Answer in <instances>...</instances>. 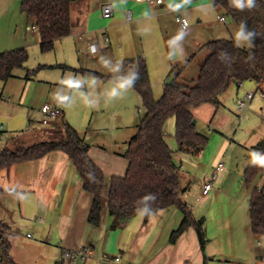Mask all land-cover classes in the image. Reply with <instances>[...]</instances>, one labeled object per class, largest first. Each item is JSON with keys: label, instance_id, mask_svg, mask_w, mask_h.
Segmentation results:
<instances>
[{"label": "crops", "instance_id": "obj_1", "mask_svg": "<svg viewBox=\"0 0 264 264\" xmlns=\"http://www.w3.org/2000/svg\"><path fill=\"white\" fill-rule=\"evenodd\" d=\"M21 1L0 0V52L19 48L29 52L23 67L14 69L9 79H0V148L28 146L54 135L61 138L71 125L85 142L90 139L88 153L108 180L126 175L125 153L143 114L140 94L121 81L123 64L144 57L153 87L166 85L175 79L176 68L185 67L197 53L202 63L208 54L203 48L206 42L227 38V29L241 30L229 17L220 20L222 9L213 0H73L70 33L44 52L35 21L21 10ZM107 3L113 7L109 17L103 14ZM178 16L189 20L187 28ZM228 20L232 23L226 25ZM173 29L179 36L171 34ZM92 41L98 43L95 53L89 47ZM32 54L37 57L35 66L28 63ZM263 91L264 82L246 80L218 97L217 104L225 103L230 111L229 100L247 104L244 120L248 123L241 128V122L237 129L245 130L240 162L231 163L234 145L226 133L234 119L222 126L211 123L210 135L200 131L209 140L198 154L180 151L178 141L176 146L169 142V136L176 138L175 117L171 133L167 127L172 116L164 124L182 187L190 173L200 178L181 198L196 219H204L205 250L194 227L171 242L172 232L184 219L175 205L148 215L141 211L113 229L114 217L105 204L101 223L91 224L93 195L84 189L70 156L58 149L0 171V187L7 191L0 192V223L10 232L9 258L0 256V264H55L65 250L85 248L92 253L71 263L258 264L264 254V236L252 231L249 200L253 187L264 183V173L256 177V185L255 179L254 186H248L244 172L252 147L264 140ZM249 93L253 94L250 99ZM44 103L61 109L62 114L44 123ZM198 123L197 118L199 131ZM219 162L224 167L211 191L202 195L205 181ZM186 166L191 172L181 176Z\"/></svg>", "mask_w": 264, "mask_h": 264}, {"label": "trees", "instance_id": "obj_2", "mask_svg": "<svg viewBox=\"0 0 264 264\" xmlns=\"http://www.w3.org/2000/svg\"><path fill=\"white\" fill-rule=\"evenodd\" d=\"M73 0H22L21 10L31 16L40 35V48L46 52L54 48L58 38L66 36L72 28L71 4ZM213 0L216 6L237 25L246 30L253 42L250 47L239 45L234 39H213L203 45L208 51L200 64V72L192 84L178 81L180 75L165 85L160 98L153 93L148 64L144 57L127 60L122 67L121 81L140 94L146 109L141 116L137 132L129 141L125 156L129 167L125 176L106 179L104 171L92 160L88 145L71 125L63 137L43 140L28 146L0 148V171L17 162L37 159L50 151L63 150L76 166L85 190L93 195L88 221L98 225L102 221L105 204L114 217L111 227H123L134 215L143 211L150 214L161 208L177 206L184 213L181 225L172 232L171 242L189 227L197 231L201 248L205 250L207 237L204 219H196L189 205L181 198L179 167L173 159V150L165 140L164 124L174 116L179 150L200 153L208 143V136L193 124V108L215 99L233 84L246 80L264 82V0ZM29 59L27 48L0 52V79L13 76L16 68ZM128 85V84H127ZM264 158V140L252 147L244 177L252 186L256 177L264 173V166L253 159ZM0 192H7L0 187ZM252 231L264 236V183L254 186L249 200ZM7 226L0 223V256L8 260L9 236ZM264 257V254H263Z\"/></svg>", "mask_w": 264, "mask_h": 264}, {"label": "rangeland", "instance_id": "obj_3", "mask_svg": "<svg viewBox=\"0 0 264 264\" xmlns=\"http://www.w3.org/2000/svg\"><path fill=\"white\" fill-rule=\"evenodd\" d=\"M220 14H224L223 9H222ZM226 17H228V16L226 15ZM229 23H232L231 20H228L227 23H225V24L228 25ZM171 34L173 36L174 35L175 36H179L175 29H173L171 31ZM227 34L228 35H227L226 39H234V38H236L238 40V42H239L238 44L241 45V46L250 47V46L253 45V42H252V40H251V38L249 36V33L246 30H244L243 28H241V30H236L235 32H232L231 29L230 30L227 29ZM246 40H247V42L250 41L249 42L250 45H245ZM204 52L208 53V51L206 49H204ZM49 53H52V52H49ZM47 55H53V54H47ZM200 57H201V53H199V54L197 53L192 58V60L189 61V63L185 67L183 66V67H177L176 68V70H175L176 73L181 71L180 75L178 77V81L192 84L193 80L198 78L199 72H200ZM30 61H31V64H34V66H35L36 62H37V57L33 56V54H32V57H31V59L29 60L28 63H30ZM87 78H89V77H87ZM96 79H98L97 75H95V77H94L95 81H96ZM152 88H153L154 96L158 99V98H160L162 96V94L164 92V89H165V85H161V84L157 85L156 84L154 87L152 85ZM139 99H140L139 108H140V110H143L142 113L144 114L146 109L143 106V102H142L141 96H139ZM229 103H230L229 106L231 108V111L228 110V108L224 106L225 103L217 104V102L216 103L215 102H206V104H203L201 106L193 108V113L197 116V117H195V119L196 120H197V118L199 119V123L197 125L199 131H202V132L207 133L209 135L211 133L210 132L211 129L209 127L211 123L214 124V125L222 126V125H224V122L228 121L230 118L234 119L233 125L226 132L229 140L234 145V150L230 154L231 163H233V162H236V161L240 162V159L243 158L240 155H242V153L245 150V147L241 145L243 143V141H242L243 137L242 136H244L243 134H244L245 130H242L241 128H244L245 125L248 123L247 120H244V118H245V115H247V113L249 111H248V107H246V108L241 110L240 107H239V103L237 102L236 98L232 99V100H229ZM248 104H249V102H248ZM226 106H228V105L226 104ZM118 110H119V108H118ZM120 110H123V109H120ZM241 117H243V118H241ZM206 119L209 120L208 123H205ZM211 119H212V122L210 121ZM169 121H171V122H169V124H168L167 128H169V129H167V132L171 133V131H172L171 128L173 127V121H175L174 120V116H172V118ZM241 122H242V126L237 131L238 127L241 125ZM212 124H211V126H214ZM231 129H232V131H231ZM235 133H236V136H235ZM48 139L49 140L50 139L57 140V139H60V137L57 136V135H54L52 137H49ZM43 140H47V139H43ZM168 140H169V142L171 144H173L172 146H176L177 145V140H176L175 137L171 138L169 136ZM246 145H248V144H246ZM14 148H17V147H14ZM174 148H177V147H174ZM191 155H193V154H191ZM186 171H190L191 172V170H189V166H186L185 169L180 171L181 176H184ZM190 174L187 177V179H184L183 190L181 192V196L186 191L189 190V185H191V188H192V186L194 184H198V182L200 181L199 180L200 178L195 179V175L193 176L192 173H190ZM198 177H199V175H198ZM257 181H258V179H256L254 185L257 184L256 183ZM258 264H264V257L259 261Z\"/></svg>", "mask_w": 264, "mask_h": 264}, {"label": "built area", "instance_id": "obj_4", "mask_svg": "<svg viewBox=\"0 0 264 264\" xmlns=\"http://www.w3.org/2000/svg\"><path fill=\"white\" fill-rule=\"evenodd\" d=\"M139 1H144V2H165L166 0H139ZM103 14L105 17H109L113 14V7L111 4L107 3L103 6ZM180 23L184 28H187L189 26V20L185 17L178 16L177 17ZM220 20L225 21L227 19L225 14H222L219 16ZM107 38V37H106ZM108 39V38H107ZM90 49L93 53H95L98 49V43L96 41H92L90 43ZM264 94V91H263ZM252 93H249L247 97L250 99L252 98ZM239 107L240 109L246 108V102L244 100H238ZM41 111L44 115V123H47L50 119L58 117L60 114H62V110L56 107H52L49 103H44L41 106ZM224 167V162H219L217 166L215 167V170L213 173L207 178V180L204 183L203 189H202V195H207L212 187L215 179L218 176V172ZM92 253V250L90 248H85V249H80L77 251H72V250H65L63 253V259L56 262L55 264H64L65 261H69V264H74L71 263L77 259H84L87 258L90 254ZM119 260V257L117 258ZM130 264H135V263H130Z\"/></svg>", "mask_w": 264, "mask_h": 264}, {"label": "clouds", "instance_id": "obj_5", "mask_svg": "<svg viewBox=\"0 0 264 264\" xmlns=\"http://www.w3.org/2000/svg\"><path fill=\"white\" fill-rule=\"evenodd\" d=\"M236 3H237V7H242L243 6V5L240 4L239 0H236ZM247 3H248L249 6H251V0H247ZM125 84L130 85L131 84V81H125ZM123 86L124 85H122V87ZM253 159L255 160V163L257 165L264 166V158L256 159L255 157H253Z\"/></svg>", "mask_w": 264, "mask_h": 264}, {"label": "water", "instance_id": "obj_6", "mask_svg": "<svg viewBox=\"0 0 264 264\" xmlns=\"http://www.w3.org/2000/svg\"><path fill=\"white\" fill-rule=\"evenodd\" d=\"M216 102H218V99H215ZM197 120L194 118L193 119V124H196ZM86 142L89 144L90 143V139L86 140Z\"/></svg>", "mask_w": 264, "mask_h": 264}]
</instances>
